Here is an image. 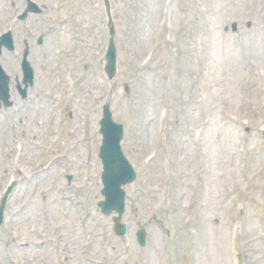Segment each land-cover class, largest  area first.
<instances>
[{"label": "rangeland", "instance_id": "obj_1", "mask_svg": "<svg viewBox=\"0 0 264 264\" xmlns=\"http://www.w3.org/2000/svg\"><path fill=\"white\" fill-rule=\"evenodd\" d=\"M39 1L51 12L28 21L45 35L35 84L0 110V199L17 182L0 264H264V0H110L111 81L104 0H66L59 15ZM107 103L137 172L125 237L98 208Z\"/></svg>", "mask_w": 264, "mask_h": 264}, {"label": "water", "instance_id": "obj_2", "mask_svg": "<svg viewBox=\"0 0 264 264\" xmlns=\"http://www.w3.org/2000/svg\"><path fill=\"white\" fill-rule=\"evenodd\" d=\"M30 10L39 12V9L35 4H30ZM25 13L22 18L26 16ZM115 31L114 27H111V35L114 36ZM3 43H9V47L12 48V41L10 34H7L3 38ZM0 44V49H1ZM1 53V51H0ZM106 59L108 64L105 68L106 73L110 78H113L117 68V53L116 47L114 44V39L111 38L109 43V48L107 51ZM25 72L28 75V78L32 79V73L29 69L28 63L25 65ZM9 77L4 74L0 67V96L7 103L9 99V86H8ZM101 124V133L103 134V145L101 147L100 157L103 162L104 173L102 175V181L104 184L103 194L105 195V201L100 203L102 211L105 214H110L112 211H116L119 214V217L124 212V198L125 192L122 189V186L131 182L134 179L135 173L123 155L121 149V140L123 137V128L121 125L116 124L112 120V115L109 111V106L104 107V117L100 122ZM118 218H115L117 220ZM1 220V217H0ZM118 231L119 235H124L126 232V227L123 225ZM139 242L144 245L145 243V232L140 231Z\"/></svg>", "mask_w": 264, "mask_h": 264}, {"label": "flooded vegetation", "instance_id": "obj_3", "mask_svg": "<svg viewBox=\"0 0 264 264\" xmlns=\"http://www.w3.org/2000/svg\"><path fill=\"white\" fill-rule=\"evenodd\" d=\"M9 13V11H7L6 9L2 8L1 11H0V26L3 28V21L2 20V17H5L7 14ZM14 20L13 16L9 19V22H12ZM6 24V23H5ZM1 28V29H2ZM16 34L19 36H24L26 34V37L27 39H24L23 40V44H24V49L22 50L21 54L25 51L26 47H28L26 45V42L29 44V49H30V54L31 52L34 51V33H33V30H27L25 31L23 28H17V31L15 30ZM20 64L21 62L18 63V66H19V70H21L20 68Z\"/></svg>", "mask_w": 264, "mask_h": 264}]
</instances>
